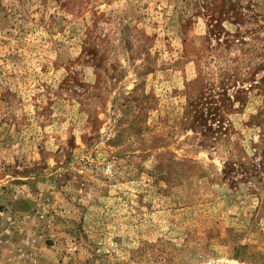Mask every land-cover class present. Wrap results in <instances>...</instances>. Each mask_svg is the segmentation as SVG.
Masks as SVG:
<instances>
[{
    "label": "rangeland",
    "instance_id": "obj_1",
    "mask_svg": "<svg viewBox=\"0 0 264 264\" xmlns=\"http://www.w3.org/2000/svg\"><path fill=\"white\" fill-rule=\"evenodd\" d=\"M0 264H264V0H0Z\"/></svg>",
    "mask_w": 264,
    "mask_h": 264
},
{
    "label": "trees",
    "instance_id": "obj_2",
    "mask_svg": "<svg viewBox=\"0 0 264 264\" xmlns=\"http://www.w3.org/2000/svg\"><path fill=\"white\" fill-rule=\"evenodd\" d=\"M193 119H192L193 120V125L196 126V125H200L201 124V121H199L200 120V117H196V118H193ZM261 120H262V117H261ZM206 130H209V128H206Z\"/></svg>",
    "mask_w": 264,
    "mask_h": 264
}]
</instances>
